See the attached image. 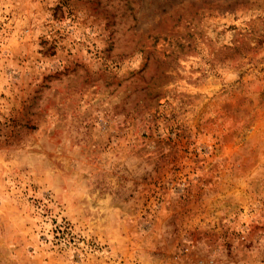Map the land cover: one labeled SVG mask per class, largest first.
Instances as JSON below:
<instances>
[{
    "label": "rangeland",
    "instance_id": "rangeland-1",
    "mask_svg": "<svg viewBox=\"0 0 264 264\" xmlns=\"http://www.w3.org/2000/svg\"><path fill=\"white\" fill-rule=\"evenodd\" d=\"M0 264H264V0H0Z\"/></svg>",
    "mask_w": 264,
    "mask_h": 264
}]
</instances>
